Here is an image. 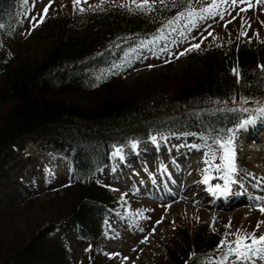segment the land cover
Returning <instances> with one entry per match:
<instances>
[{
	"label": "trees",
	"instance_id": "16d2710c",
	"mask_svg": "<svg viewBox=\"0 0 264 264\" xmlns=\"http://www.w3.org/2000/svg\"><path fill=\"white\" fill-rule=\"evenodd\" d=\"M18 1L0 0V264H70L67 236L97 240L114 205L112 190L102 179L114 140L144 137L152 125L164 131L226 134L246 113L206 106L225 96L226 81L249 100L264 95L259 68L264 45L233 41L228 49L214 47L207 55L208 72L179 88L172 109L177 113L160 120L156 111L136 106L137 92L120 78L124 55L150 35L158 18L116 8L62 14L46 17L24 41ZM179 5L170 6L167 14ZM233 68L239 70V82ZM215 70L226 76L224 81L214 77ZM199 91L208 95L207 102L190 106V96ZM24 139L37 154L53 151L69 163L67 184L42 218L38 212L33 218L18 212L20 204H32L37 189L32 187L37 160L24 153ZM181 234L178 250L166 248V261L158 264L208 263L219 233L190 228ZM90 262L95 264L94 257Z\"/></svg>",
	"mask_w": 264,
	"mask_h": 264
},
{
	"label": "rangeland",
	"instance_id": "374dc122",
	"mask_svg": "<svg viewBox=\"0 0 264 264\" xmlns=\"http://www.w3.org/2000/svg\"><path fill=\"white\" fill-rule=\"evenodd\" d=\"M179 2L177 11L168 15L170 6ZM189 2L198 10L208 6L212 0H175L174 4L173 0H165L163 4L155 0L150 14L158 18L160 24L149 31L150 35L145 37L139 45L133 46L121 60L120 78L127 88L137 92L136 106L143 110L156 111L160 120L161 117L165 119L171 117L169 113H177L172 110L178 102L176 92L184 84L200 78L208 70L207 55L214 47L228 49L233 41L236 43L242 41L255 48L264 45V0H261L259 4L256 0H251L253 7L245 12H241L240 9L247 5L240 4L235 9H230L231 15H226L223 20L219 16L206 20L198 19L196 25L192 26L186 19H182L178 24L166 27L169 20L174 19L179 12L185 11ZM49 3L50 0H28L27 3L24 0L18 1L16 12L19 14V28L24 41L28 39L31 31L41 24L39 20L43 15V9ZM96 5L100 7H94ZM79 7H83L85 11L74 10L73 0H51L47 17L86 14L90 11L114 8L129 11L130 8L135 9L136 5L132 3V0H107L105 3H101V0H87ZM228 20L232 22L225 27ZM241 31L247 32V35L242 36ZM194 44H200V48L191 50V53H194L189 57L187 53L190 51L186 50ZM181 53L186 54L180 55ZM213 73L219 81L226 77L220 71L215 70ZM234 83H236L235 80ZM224 87L225 96L214 99V104L209 103L207 108L224 106L250 109L247 113L240 111L246 115L237 124L228 126L226 134L164 131L152 125L144 137L139 138L130 134L123 139L124 141L114 140L108 162L102 167V179L112 190L115 197L114 205L104 218L103 231L97 240L90 243L89 240H78L75 236L68 234L67 254L70 264H91L92 257L95 259V264H158L166 261V248L178 250L184 240L181 234L183 229L189 231L190 228H206L208 231L219 233L220 239L211 255L212 264H219L226 249L218 248V245L226 231L236 232L237 229H243L248 233L256 231L257 236L264 235V223L257 231V223L264 221V214L258 210L261 202L254 199L264 197V134L259 135L258 132L259 137L255 140L251 136L239 133L241 130L237 132L236 139L240 140L242 137V143L246 144L244 147L237 148L239 172L233 177L235 183L230 185L231 196L225 198V195H217L221 198L219 206L207 205L209 196L213 194L209 191V187L214 188L216 184L224 187V181L217 178L219 174L213 170L211 172L213 179L208 185L202 182L201 186H196L199 182L192 174L196 170L197 177L206 167L203 163L208 149L203 146L200 137H207L208 143L215 150L216 146L213 144L215 140L226 139L230 134L228 130L237 129L240 123L255 115V112L251 110L264 107V95L249 100L248 104H241L240 100L243 97L241 92L233 89L234 86H229L227 81ZM207 98L208 95L204 91H199L190 96L188 104L203 105L207 102ZM255 101H259V104ZM256 127L258 131L264 132V119H257L247 129L250 133ZM153 136L157 138L156 143L151 140ZM24 142V153H28L31 158L37 160H35L36 166L34 165V171L37 173L32 186H36L37 189L34 192L36 195H33L32 204L28 208L21 207L20 205L23 204H20L18 212L27 213L29 218H33L32 216L38 212V217L42 218L41 212L47 213L45 210L50 209L48 207L51 205L50 202L57 201V195L62 193L61 188L67 184L64 181L69 177V163L65 156L53 151H39L37 154L30 140L24 139ZM130 142H138V146L133 149ZM184 143L194 150L190 148L189 152L184 153L182 160H176V155L172 154L167 147L184 145ZM192 145L198 147L194 148ZM116 148L122 149L123 158L113 155ZM192 158L197 160L194 170L185 169ZM219 162V160L216 161V163ZM34 166L29 164L27 168H34ZM246 167H249L253 173L246 183L244 181L241 183L238 177H244ZM158 177H162L163 181L168 183L166 189L171 191L168 199H160L161 195L155 194V192H161L159 188L155 190L146 188V184L156 185L159 182ZM203 178L204 174L201 175L200 180ZM187 181H193L196 184L193 187H187ZM173 185L177 188L176 195ZM234 190L238 192H233ZM203 196L205 200L202 202ZM239 197H242L244 202L237 203ZM229 200L231 204L227 205ZM246 202L253 203L254 209L248 208L250 205H246ZM235 203L237 204L234 205L235 207L231 206ZM31 223L34 222L31 221ZM229 223L231 228L226 229L225 225ZM145 240L146 242L142 243ZM228 240L232 241L234 237L229 236ZM98 250L101 254H98ZM115 253H119V256L110 258V255ZM226 264H237V262L232 259Z\"/></svg>",
	"mask_w": 264,
	"mask_h": 264
},
{
	"label": "snow or ice",
	"instance_id": "6c2138e0",
	"mask_svg": "<svg viewBox=\"0 0 264 264\" xmlns=\"http://www.w3.org/2000/svg\"><path fill=\"white\" fill-rule=\"evenodd\" d=\"M25 3L28 0H24ZM87 0H73V9L79 10L80 12L85 11L83 7H79L82 3H86ZM107 0H101V3H105ZM155 0H132V3L136 5L135 9H129V11L139 10L141 12H151L152 11V3ZM161 4L165 2V0H159ZM257 4L261 2V0H256ZM175 0H173V4ZM240 4H246L247 7H243L240 9L241 12L248 11L250 8L253 7L251 0H212V2L200 9H195L192 7L191 2L187 4L185 11H181L177 14V16L168 21L166 27H171L173 24H178L180 20L186 19L188 24L195 26L197 20H206L208 18H215L219 16L221 20L225 18L226 15H231L230 9H235ZM49 7H51V0L49 5L45 6L43 9V15H41L39 23H43L44 19L47 17ZM94 7H100V5H96ZM121 7H125V5H121ZM27 15V13H25ZM239 15V13H237ZM35 19V18H33ZM235 19V17H233ZM231 20L226 21L225 27H227L228 23H231ZM244 21L242 20V27ZM36 25H34L35 27ZM249 27L251 25H248ZM3 25L0 24V28ZM242 36H246L247 32L241 31L240 33ZM209 35H212L209 33ZM206 39V38H205ZM200 44H194L191 48L187 49L186 51H191L193 49H199ZM186 53H181L180 55H184ZM120 67V66H116ZM259 68L262 73H264V65H259ZM233 75L237 76V82H239L240 75L238 68H233ZM111 74L115 75L116 72H112ZM100 77H98L99 79ZM250 101L247 97H242L240 100L241 104H248ZM255 103L259 104V101H255ZM228 111H242V112H249L250 109L243 107L238 109H228ZM255 115L249 119L244 120L242 123L238 125V128L235 130H228L230 133L226 139H217L213 142L216 146V149L213 150V146L208 143L207 137H200L203 141V146L208 149L205 152V159L204 164L206 167L203 169L204 171V178L203 183L208 185L209 181L213 179L211 172L214 170L218 173V179L224 181V187L222 188L220 184H216L215 187H209V191L213 192L214 195H227L230 192V185L235 183L234 175L239 172L238 164H237V148H236V133L239 130L247 128L249 125L254 124L257 119H264V107H257L254 110ZM161 139H165L161 137ZM153 143H156L157 138L155 136L151 137ZM133 149L138 146V142H130ZM192 147H198L197 145H192ZM114 156L123 158L122 156V149L116 148L115 152L113 153ZM219 160V163L216 161ZM123 198V197H122ZM254 199L261 202V206L258 210L261 214H264V197H255ZM159 223V221H158ZM264 221H260L257 223V231L259 230L261 224ZM226 229L231 228V223L225 225ZM233 236L234 240L229 241L228 237ZM146 242L142 241V243ZM218 248L226 249L223 252V256L219 261V264H226L230 260L234 259L237 264H254L256 261H264V235H256V231L251 233L245 232L243 229H237L236 232H228L226 231L224 234V238L220 241ZM112 256H119V253L111 254ZM127 259V258H125ZM209 264H212V257L209 256L208 258Z\"/></svg>",
	"mask_w": 264,
	"mask_h": 264
},
{
	"label": "bare ground",
	"instance_id": "6f19581e",
	"mask_svg": "<svg viewBox=\"0 0 264 264\" xmlns=\"http://www.w3.org/2000/svg\"><path fill=\"white\" fill-rule=\"evenodd\" d=\"M247 132H248V134H247ZM258 132H259V135L260 134H264V132H262L261 130L260 131H258L257 130V127H256V129H253L252 131H250V133H249V129H247V128H245V129H242L239 133H241V134H243L244 133V135H247V136H251L252 137V139H255V140H257V138L259 137L257 134H258ZM236 136H237V133H236ZM246 137V136H245ZM241 139L240 140H237L236 139V148H239L240 146H242V147H244L245 146V142L244 143H242V137H240ZM261 140H262V138H261ZM181 142H183V141H181ZM172 144V143H171ZM239 144H241V145H239ZM145 145V144H144ZM165 146V145H164ZM146 147V146H145ZM161 148V147H160ZM191 146H187L185 143H184V145H180V144H178L177 146L176 145H174V146H169V147H167V149L172 153V154H174V155H176V160H182L183 159V157H184V153H186V152H189L191 149L192 150H194L193 148H191ZM152 150V149H151ZM205 152V151H204ZM150 153V152H149ZM202 156H204V155H202ZM203 161V160H202ZM196 162H197V160L195 159V158H192V160L190 159V162L189 163H187L186 164V167H185V169H192V170H194V166L196 165ZM204 164V163H203ZM129 166V165H128ZM198 171V170H197ZM195 173H196V170H194L193 171V175H194V177L195 178H197V180H198V182L199 183H194L193 181H187L188 182V184H187V187H193V185L194 184H196V186H201V185H203V183H202V181H203V179L202 180H200L199 179V177H201V175L202 174H204V172H202L200 175H197V177H196V175H195ZM253 173V171L249 168V167H246L245 168V170H244V177L243 178H240V177H238V181H240L241 183H242V181H244V183H246V181L248 180V179H250L251 178V174ZM181 177H182V175H181ZM191 177H192V175H191ZM187 178V177H186ZM189 179H190V175H189ZM177 186V185H176ZM195 186V185H194ZM174 191H175V195L177 194V188L175 187L174 188ZM233 192H238L237 190H234ZM232 192V193H233ZM230 193V192H229ZM231 194V193H230ZM230 194H227V195H225L224 197L226 198V197H229V196H231ZM182 195V194H181ZM199 195H201V194H199ZM206 196V195H205ZM205 196H203V198L201 199L202 200V202L205 200ZM209 195H207V197H208ZM166 197V196H165ZM168 197V196H167ZM164 198V199H168V198ZM209 203L207 204V205H217V206H219V203H221V198L219 197H217V195H214V194H212L211 196H209ZM218 199H219V201H218ZM239 201H236L237 203H241V202H244V200H243V198L242 197H239V199H238ZM167 201V200H166ZM233 203H234V201H233ZM175 204V203H174ZM229 204H231V201L229 200L228 202H227V205H229ZM246 205H250L248 208H250V209H254L252 206L254 205L253 203H250L249 204V202H246L245 203ZM252 204V205H251ZM167 205V204H166ZM237 205L236 203L235 204H233V205H231V206H233V207H235V206ZM113 236V235H112ZM234 260V259H233ZM254 264H264V261H256V262H254Z\"/></svg>",
	"mask_w": 264,
	"mask_h": 264
}]
</instances>
